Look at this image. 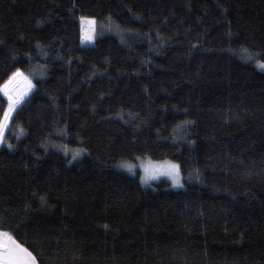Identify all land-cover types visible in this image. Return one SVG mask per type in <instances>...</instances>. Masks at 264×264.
I'll use <instances>...</instances> for the list:
<instances>
[{
	"label": "trees",
	"instance_id": "1",
	"mask_svg": "<svg viewBox=\"0 0 264 264\" xmlns=\"http://www.w3.org/2000/svg\"><path fill=\"white\" fill-rule=\"evenodd\" d=\"M262 59L264 0H0V230L38 264H264Z\"/></svg>",
	"mask_w": 264,
	"mask_h": 264
},
{
	"label": "rangeland",
	"instance_id": "2",
	"mask_svg": "<svg viewBox=\"0 0 264 264\" xmlns=\"http://www.w3.org/2000/svg\"><path fill=\"white\" fill-rule=\"evenodd\" d=\"M82 18H84V19H81L82 31H83V41L86 43L93 42L95 40V37H96L95 33L97 30V20L94 17H82ZM89 35L92 37V39L87 38ZM262 64H264V59L256 61L257 67L260 68L261 70H264V66H261ZM15 78H18L19 80H25L27 83V88L24 90V92L22 94H20L17 97L12 95L10 92L12 81ZM32 89H33V84L31 82V80L28 77H26V75H24V74L21 76H14L13 75L12 78L3 85L2 89H1L2 92L9 99L11 98L9 109L7 111V119L10 118L14 108H16L17 105L20 102H22V100H24V98L27 96V94H29L32 91ZM4 131L5 130L3 127L0 130V139L3 137ZM79 152L80 151H78V150H73L72 155L73 156L77 155V154H79ZM84 152L85 151L82 149V154L76 158H72V160L80 158ZM65 153L68 154L67 152H65ZM170 165H178L179 166L177 169L179 183H177L173 179L172 176L167 174V169ZM120 167L122 169L128 171V172H131V173H135V172H137V170H139L141 180L146 185L152 184L154 181H157L161 178H167L170 181L171 187H173V188H182L185 184L184 177H183V174L181 172V168H180L179 163L172 160V159H169V158L154 159L151 157H139L135 161H132L131 163H127L126 165L123 164ZM146 179H147V182H145ZM17 243H20V242H17ZM20 245H22V244H20ZM23 247H25V246H23ZM25 249H27V251H29V253H31V257L33 259L32 261L31 260H28V261L30 262V264H34V261L35 262L37 261L35 255L27 247H25Z\"/></svg>",
	"mask_w": 264,
	"mask_h": 264
},
{
	"label": "snow or ice",
	"instance_id": "3",
	"mask_svg": "<svg viewBox=\"0 0 264 264\" xmlns=\"http://www.w3.org/2000/svg\"><path fill=\"white\" fill-rule=\"evenodd\" d=\"M84 19V18H82ZM88 39H92V37L89 35L87 37ZM261 66H264V64H262ZM14 76H21L23 75V73L20 72V70L18 69L16 73L13 74ZM11 99V98H10ZM5 117L7 118V114H5ZM0 128H2V125H0ZM2 139H0V143H2ZM8 147H12L11 144L8 145ZM75 158V157H73ZM178 165H170L167 169V174L172 176L173 179L179 183L178 180ZM145 182H147V179L145 180ZM23 251L24 253H27V249H20L17 251H12L9 250L7 248H5V250L3 252H0V261H2V264H30V262L28 260H25L21 255L20 252ZM27 255L29 257H31V253H27Z\"/></svg>",
	"mask_w": 264,
	"mask_h": 264
},
{
	"label": "crops",
	"instance_id": "4",
	"mask_svg": "<svg viewBox=\"0 0 264 264\" xmlns=\"http://www.w3.org/2000/svg\"><path fill=\"white\" fill-rule=\"evenodd\" d=\"M17 241L11 234L5 231L0 230V252H3L5 248L12 250V251H17L20 249H25L23 247L24 245H20L21 243H17ZM29 253V251H27ZM27 253H24L23 251L20 252V255L25 259V260H33L32 257H29ZM0 264H2V261H0ZM34 264H38L37 261H34Z\"/></svg>",
	"mask_w": 264,
	"mask_h": 264
}]
</instances>
